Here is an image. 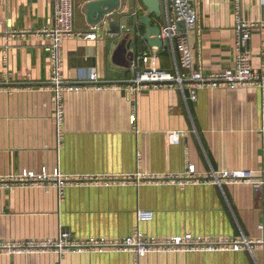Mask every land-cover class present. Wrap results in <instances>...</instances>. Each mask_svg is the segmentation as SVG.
Segmentation results:
<instances>
[{"label":"crops","instance_id":"1","mask_svg":"<svg viewBox=\"0 0 264 264\" xmlns=\"http://www.w3.org/2000/svg\"><path fill=\"white\" fill-rule=\"evenodd\" d=\"M87 1L74 0L78 33L61 47L63 77L84 84L63 93L59 120L43 32L53 24L52 0H0V264H264V242H257L264 238V189L253 183L264 173V90L204 87L191 101L177 87L135 89L132 64L140 72L169 70V55L147 47L135 56L132 46L116 54L125 34L112 35L109 23L81 33L91 25ZM131 5L122 4L121 12ZM240 5L241 18L254 23L251 67L260 72L264 0ZM197 8L195 62L205 72L232 67V0H199ZM137 29L144 31L139 24ZM91 72L98 82H88ZM172 131L180 132L178 143L170 141ZM189 165L195 181L185 175ZM241 170L255 176L250 182L204 178ZM42 171L74 181L60 195L53 181L9 180ZM139 210L152 211L151 219L138 220ZM60 230L72 240L105 243L136 232L149 242L191 234L254 243L239 249L150 248L139 257L108 244L10 249L54 240Z\"/></svg>","mask_w":264,"mask_h":264},{"label":"built area","instance_id":"2","mask_svg":"<svg viewBox=\"0 0 264 264\" xmlns=\"http://www.w3.org/2000/svg\"><path fill=\"white\" fill-rule=\"evenodd\" d=\"M132 0H119L117 9L106 13L101 18L100 22L95 25H90L83 34H90L97 25H104L111 20L112 13H120L122 4ZM134 1V0H133ZM199 0H159L160 16L158 26L160 29L159 37L162 41L161 51L167 53L170 57L171 67L169 70H161L155 66L150 67L142 72L138 70L136 63L132 67L137 69V76L134 79L135 89L143 88L148 85L154 87H177L191 101L196 100L197 90L200 88L214 87H229L231 89L239 86H258L264 90V67L262 71H254L251 67V51L249 49V40L251 37L250 30L254 23L244 21L241 18L240 0H232L234 7V52L235 62L232 67L224 68L219 71L205 72L201 66L197 65L194 60L195 44L191 38V33L196 32L200 35L199 27ZM53 4V24L51 27L43 29L48 40L49 55L51 61V75L49 84L52 90V101L57 109V119L62 111L61 99L63 93L73 87L79 88L83 81L72 82L66 80L62 75V55L61 47L64 41L71 38L78 32L75 28V2L74 0H52ZM142 6L134 4L133 8L127 10L130 18H136L137 15L145 12ZM145 8V7H144ZM142 10L143 12L139 13ZM123 11V10H122ZM178 22L183 23V29L177 25ZM129 30V27L122 28L119 34L111 33L112 35L122 36ZM98 76L95 72H91L88 77V82H98ZM264 129V121L262 130ZM180 138L179 131L170 132V141L178 143ZM185 175L188 180L195 181L196 174L192 165H189ZM177 175H172L175 177ZM251 171H221L220 173L207 174L204 178L214 182L222 180H242L250 182L254 177ZM259 181L253 182L258 189H264V173L261 174ZM85 179L92 177H84ZM9 180H24V181H53L56 183L59 194L62 195L63 187L70 181H74L73 177L60 175L59 173H47L42 171L39 174H25L19 177H11ZM152 217V211L139 210L137 212L138 220H149ZM260 228L264 231V217L260 224ZM257 242H264V238ZM254 242L251 240H235L223 238L220 240L197 238L191 234L182 236H174L171 238L146 241L138 232L125 237L122 241L103 242V241H77L70 238L68 231L60 230L58 237L54 240L22 243L12 246L10 249L28 248L42 250L49 247H58L59 249H68L70 247H96L104 245H114L126 247L137 255H143L150 248H166L179 249H204L213 250L223 247H232L239 249L243 244L251 245Z\"/></svg>","mask_w":264,"mask_h":264},{"label":"water","instance_id":"3","mask_svg":"<svg viewBox=\"0 0 264 264\" xmlns=\"http://www.w3.org/2000/svg\"><path fill=\"white\" fill-rule=\"evenodd\" d=\"M145 7V12L130 18L126 12L111 14L109 26L112 33L119 34L124 27H129L125 36L119 42L115 53L123 54L125 48L132 46V53L143 54L147 47L160 48L162 41L159 37L160 29L157 22H153L151 14L160 16L159 0H140ZM119 6V0H89L86 2V18L91 25L98 24L104 14L109 13ZM137 24L144 27L143 33H139ZM178 27L183 29V23L178 22ZM142 50V51H141Z\"/></svg>","mask_w":264,"mask_h":264},{"label":"rangeland","instance_id":"4","mask_svg":"<svg viewBox=\"0 0 264 264\" xmlns=\"http://www.w3.org/2000/svg\"><path fill=\"white\" fill-rule=\"evenodd\" d=\"M131 4H132V5H131L130 7H131V8H133V3H132V1H131ZM136 5H137V6H142V4H141V3H138V4H136ZM143 9H144V10H146L144 7H143ZM141 12H143V11H142V10H140V11H139V13H141ZM151 16L153 17V19L157 18V17H156V16H154L153 14H152ZM153 22H154V20H153Z\"/></svg>","mask_w":264,"mask_h":264}]
</instances>
